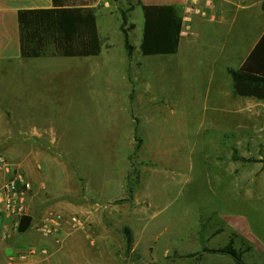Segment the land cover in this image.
Listing matches in <instances>:
<instances>
[{
  "label": "rangeland",
  "instance_id": "obj_1",
  "mask_svg": "<svg viewBox=\"0 0 264 264\" xmlns=\"http://www.w3.org/2000/svg\"><path fill=\"white\" fill-rule=\"evenodd\" d=\"M263 2H256L262 18L252 36L264 23ZM98 4L101 54L28 59L36 73L55 75L45 81L32 78L29 92L42 95L44 103L34 97L32 112L1 110L0 123L11 116L16 121L13 130L22 142L17 148L24 154L34 151L40 159L49 191L63 193L67 169V185L83 203L139 201L137 216L162 224L156 230L160 250L193 248L187 235L203 226L242 254L250 249L249 261L264 264V111L231 114V123L219 120L212 98L188 83L195 72L208 74L210 65L192 66L183 51L143 55L142 7L131 0ZM132 6L129 54L120 24L121 11ZM245 18L242 10L235 27L227 22L213 26L217 35L210 34L202 56L211 59L227 44L220 62L235 66L245 46L233 49L225 33L234 32ZM79 60L84 63L78 69ZM12 99L0 91L1 103ZM0 156L19 166L2 149ZM148 240L143 239L144 247Z\"/></svg>",
  "mask_w": 264,
  "mask_h": 264
},
{
  "label": "crops",
  "instance_id": "obj_2",
  "mask_svg": "<svg viewBox=\"0 0 264 264\" xmlns=\"http://www.w3.org/2000/svg\"><path fill=\"white\" fill-rule=\"evenodd\" d=\"M58 1L68 4L75 0ZM131 1L140 6L141 4L176 5L183 10V29L189 30L190 35L181 36L179 51L176 54L182 51L189 54V64L194 67L211 66L208 74L193 73L188 83L193 91H201L203 96L212 98L211 108L212 111L219 113L217 117L219 120L226 118L224 121L231 123V114L252 109L264 111V101L235 94L234 80L230 73L231 69L241 67L264 33V23H262L258 33L252 36L257 20L262 18L257 12V0ZM83 2L85 7L96 10L98 20V0H83ZM109 3L106 1L104 6L102 5L101 11L105 14ZM52 7H55L54 0H0V91H6L13 98L11 102L0 101V112L2 110L4 114L17 111L32 112L34 97L38 102L44 103L42 95L29 92L32 78L37 76L45 81L55 75L36 73L34 69L28 67L26 61L37 58H23L21 55L18 14L22 9ZM133 7L125 10L127 16ZM189 7L197 8L198 12L188 13ZM242 10L246 17L244 23L237 26L234 32L230 29L225 33L227 38H231L233 49H241L242 44L245 46L238 63L233 66L231 63L220 62L222 55L228 51L227 44H224L223 50L218 46L221 52L217 50L213 58L203 57L204 46H207L205 42L209 40L210 34L217 35V32L211 31L213 26L227 22L235 27L237 22L242 21ZM228 12L231 13L230 17H227ZM101 39L103 48L102 35ZM83 63L80 60L77 62V65L81 66H78V69L82 68ZM83 67L85 68V65ZM242 98L246 99L242 100ZM12 119L11 116V120H7L4 124L0 123V149L18 162L19 167L33 183V191L27 203V214L32 217V222L27 231L12 233L7 232L11 224L10 220L0 216V264H9L10 255L32 248H37L38 252L25 262L16 264H239L230 254L214 251L226 246V240L219 236L220 233L203 231V226L198 227L191 235H187L193 248L181 250L168 245L162 250L158 249L159 234L156 230L162 224L154 222L153 219H143V221L138 217L139 207L142 206H139L141 204L139 201L113 204L110 202L112 199L108 201L102 199L101 202L95 201L93 204L83 203L77 198L76 191L67 185V181H71L67 169L62 173L63 193L49 191L48 185L42 179L40 159L34 158V151L24 154L17 148V144L22 142L18 141L20 137L13 130V127L16 129V121ZM39 153L35 155L39 156ZM6 178L7 173L1 166L0 199ZM105 202L109 203L103 204ZM51 211L61 212L66 220L58 234L44 235L38 230V225ZM72 215L80 217L82 224L76 226L70 220ZM135 220L140 229L135 226ZM126 235L130 236L131 242H128ZM146 237L149 240L144 247L142 242ZM40 249H46L47 254L42 253ZM248 253H251L250 249L243 252V260L249 264H257L246 259Z\"/></svg>",
  "mask_w": 264,
  "mask_h": 264
},
{
  "label": "trees",
  "instance_id": "obj_3",
  "mask_svg": "<svg viewBox=\"0 0 264 264\" xmlns=\"http://www.w3.org/2000/svg\"><path fill=\"white\" fill-rule=\"evenodd\" d=\"M55 1L52 8L22 9L18 14L20 48L23 58L93 57L102 52L96 10L80 2ZM145 26L141 51L145 56L171 55L179 51L183 10L176 5H144ZM264 9V2H263ZM121 31L129 54L133 52L128 16L121 11ZM235 94L264 101V33L239 69H231ZM31 216L20 223V232L29 229ZM128 242L131 240L128 238ZM213 251V250H212ZM214 251L227 253L239 264H249L232 246Z\"/></svg>",
  "mask_w": 264,
  "mask_h": 264
},
{
  "label": "built area",
  "instance_id": "obj_4",
  "mask_svg": "<svg viewBox=\"0 0 264 264\" xmlns=\"http://www.w3.org/2000/svg\"><path fill=\"white\" fill-rule=\"evenodd\" d=\"M187 12L197 13L198 9L189 7ZM189 35V30L182 29L181 36L188 37ZM0 166H2L7 173V178L2 187V197L0 199V216L10 220L11 224L7 232H20V223L22 219L28 215L27 203L33 191V183L19 166L14 165L3 156H0ZM65 220L66 217L61 212L51 211L44 218L42 223L38 225V230L44 235L58 234L62 230ZM70 220L76 226L82 224L80 217L77 215H72ZM40 251L45 254L48 252L46 249H40ZM37 252V248H32L28 251L10 255L8 263L16 264L18 262H25L30 256L35 255Z\"/></svg>",
  "mask_w": 264,
  "mask_h": 264
}]
</instances>
